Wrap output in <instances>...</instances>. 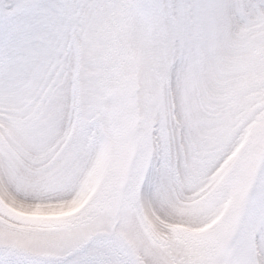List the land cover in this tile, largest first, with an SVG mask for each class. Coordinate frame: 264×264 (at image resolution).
Listing matches in <instances>:
<instances>
[{
	"label": "snow or ice",
	"instance_id": "obj_1",
	"mask_svg": "<svg viewBox=\"0 0 264 264\" xmlns=\"http://www.w3.org/2000/svg\"><path fill=\"white\" fill-rule=\"evenodd\" d=\"M0 264H264V0H0Z\"/></svg>",
	"mask_w": 264,
	"mask_h": 264
}]
</instances>
